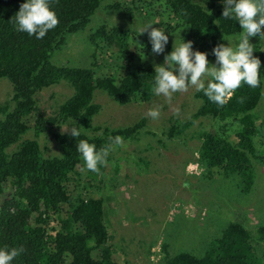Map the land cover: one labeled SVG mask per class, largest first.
Instances as JSON below:
<instances>
[{
  "label": "trees",
  "instance_id": "trees-1",
  "mask_svg": "<svg viewBox=\"0 0 264 264\" xmlns=\"http://www.w3.org/2000/svg\"><path fill=\"white\" fill-rule=\"evenodd\" d=\"M106 1L49 0L58 24L37 40L13 27L14 15L23 0H0V79L7 78L12 83L15 103L10 111L5 107L6 116L0 121V197L7 186L15 189L0 201V247L19 250L11 264H132L116 258L105 197L93 192L84 199L79 192L88 184L86 176L103 171L105 162L111 163L110 157L117 147L110 138L130 139L147 122L142 118L132 126L118 129L93 126V118L101 109L94 101L95 90L105 91L122 105L149 102L155 97L152 90L155 63L135 64L132 32L106 24L88 36L93 46L90 67L56 65L51 60L54 51L67 44L66 36L86 29ZM129 1L104 5L108 10L121 9L131 16L155 12L168 33L186 25L187 40L193 42L195 50L211 53L218 42L226 44L222 37L240 31L235 20L221 16V0ZM139 3L145 7L139 8ZM250 43L253 55L261 62L258 85L251 88L241 83L223 105L210 102L202 92L196 91L194 96L201 100V105L193 118L171 126L168 131L170 139L199 119L203 131L194 137L201 142L198 157L205 167L203 174L233 176L247 192L254 184V167L257 163L264 164V122L254 115L264 93V46L258 37L250 38ZM110 50L119 53L123 60L124 65L118 67L123 73L97 75L95 69L100 57ZM207 59L214 56L209 54ZM62 81H67L74 93L59 105L52 117H46L39 111V95ZM210 124V130L206 131L205 126ZM62 126L76 127L80 135L74 138L69 131H60ZM48 128L59 144L60 155H46L37 138L22 140L31 130L38 137ZM80 139L97 149L111 144L105 162L95 172L82 170L83 161L75 148ZM112 168L119 172L115 165ZM89 187L92 190L94 184L90 182ZM41 203L45 207V219L41 215L34 217ZM239 215L224 226L221 235L209 243L202 256L190 251L171 255L168 244L164 243L163 257L157 264H264V252L259 249L264 242V224L257 228L256 235L249 228H253L249 219ZM53 216L56 231L49 235L47 223Z\"/></svg>",
  "mask_w": 264,
  "mask_h": 264
},
{
  "label": "rangeland",
  "instance_id": "rangeland-1",
  "mask_svg": "<svg viewBox=\"0 0 264 264\" xmlns=\"http://www.w3.org/2000/svg\"><path fill=\"white\" fill-rule=\"evenodd\" d=\"M116 1L122 4L130 2L107 0L105 3ZM104 4L86 29L66 36L67 44L54 51L52 62L56 65L90 67L93 46L88 36L101 24H106L109 27L118 25L128 28L132 32L134 46L131 51L135 55V64H161L164 54L152 53L147 33H139L147 22L154 23L152 27H161L168 33L161 25L158 14L152 12L150 15L148 11L147 14L138 12L131 16L121 9L108 10ZM143 5H139V8ZM180 27L184 28L180 35L187 40L189 27ZM172 40L170 35L165 53L170 50ZM136 41L145 45L144 59L137 52ZM260 43L264 46V41ZM122 62L119 53L112 50L106 52L100 57L95 69L97 75H121L123 72L118 67L124 65ZM209 62H214V59ZM195 92L194 87H189L187 91L173 93L170 99L155 95L149 102L125 105L119 104L101 89L94 92V101L100 104L101 109L93 118V126L118 129L132 126L142 118L147 121L140 133L116 145L117 149L110 157L112 164L105 162L103 171L86 176L88 184L82 186L79 192L84 199L92 196L93 192L105 197L111 244L117 249L116 258L119 261L126 259L132 264H157L163 257L164 243L168 244L171 255L190 251L202 256L209 243L221 235L224 226L235 220L237 214L249 219L253 225V228H249L256 235L257 228L264 224V164L257 163L254 167V184L251 191L247 192L233 176L221 177L213 172L203 174L205 167H202L198 157L201 142L198 137H194L203 131L202 127L199 128V119L195 125L186 126L181 133L173 135L171 140L168 138L171 126L191 120L199 109L201 100L194 96ZM73 93L74 88L67 81L42 91L39 95V111L46 117H52L59 105ZM12 96V83L7 78H1L0 121L6 116L5 107L8 106L10 111L15 106ZM156 107L159 109L158 118L148 117V110ZM254 115L259 122H264V93ZM210 126H205V130L209 131ZM65 127L68 126H62L60 131L66 132ZM25 138H37L46 155H60L59 144L49 128L38 137L31 130L22 140ZM112 165L119 170L118 173H115ZM90 182L94 184L92 190ZM7 187L0 201L8 192L15 191ZM34 215H41L45 219L43 204ZM54 221L53 216L52 221L47 223L49 235L56 231ZM259 249L264 252V242Z\"/></svg>",
  "mask_w": 264,
  "mask_h": 264
},
{
  "label": "clouds",
  "instance_id": "clouds-1",
  "mask_svg": "<svg viewBox=\"0 0 264 264\" xmlns=\"http://www.w3.org/2000/svg\"><path fill=\"white\" fill-rule=\"evenodd\" d=\"M223 10L221 16L235 20L240 31L226 35L221 39L225 43H217L211 53L195 50L191 40H185L180 35V27L175 33L169 34L161 27H152L154 23L147 22L139 33H147L150 50L156 55L164 54L161 64L153 65L152 90L157 96L163 95L170 99L173 93L187 91L194 87L212 103L223 105L232 92L241 83L255 88L258 83V69L261 67L259 58L253 55V44L250 38L258 37L264 41V0H221ZM58 19L49 5V0H23L14 15L13 27L18 32L27 33L37 40L56 27ZM173 37L170 50L165 53L169 44V36ZM132 45L133 41H131ZM135 47L141 59L145 58V45L136 41ZM214 56V62H209L208 55ZM147 116L156 119L159 109L151 108ZM76 138L80 131L76 127H65ZM112 144L119 145V136L110 138ZM76 151L83 161L82 170L97 171V166L103 164L108 155V148L97 149L94 144L80 139L75 144ZM18 249L0 247V264H11L18 255Z\"/></svg>",
  "mask_w": 264,
  "mask_h": 264
}]
</instances>
